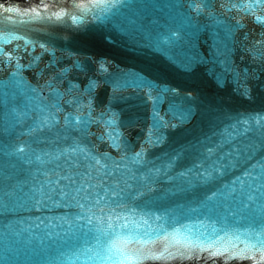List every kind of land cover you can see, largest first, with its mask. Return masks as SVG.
I'll return each mask as SVG.
<instances>
[{"label":"water","instance_id":"95a60500","mask_svg":"<svg viewBox=\"0 0 264 264\" xmlns=\"http://www.w3.org/2000/svg\"><path fill=\"white\" fill-rule=\"evenodd\" d=\"M81 3L0 0V264H264V2Z\"/></svg>","mask_w":264,"mask_h":264},{"label":"snow or ice","instance_id":"6c2138e0","mask_svg":"<svg viewBox=\"0 0 264 264\" xmlns=\"http://www.w3.org/2000/svg\"><path fill=\"white\" fill-rule=\"evenodd\" d=\"M239 2L242 3V0H239ZM257 2H264V0H257ZM59 3V0H56V3H52V0H40V6H42L43 8V13H41V11H39L38 9H32L31 10V14H30V18L33 20H43L45 22H49V21H58V22H67L68 20H70L72 23H79L80 22V17L85 15L88 11V9L84 6V4H78L75 6V8H73L70 11H63L61 9L57 8V4ZM51 5V6H50ZM4 5L0 4V8H3ZM9 11H14L13 9H9ZM245 12L249 11V9L245 8L244 9ZM49 12L51 13L49 15ZM5 53L3 50H0V59H2L4 57ZM36 57H33V60H35ZM139 155V154H137ZM98 163V161L96 162ZM85 189L81 186L80 187V193H84ZM65 195H67V193H64ZM187 253L181 252L180 255L184 256ZM223 251L222 250H210L208 252L209 256H216V255H222ZM149 256H151L152 259H156V260H166L169 256H174L176 255V253L173 252H168L167 250H165L164 252H161L159 256H156L153 253H148ZM229 256L231 255H243V253L240 252H235V253H229Z\"/></svg>","mask_w":264,"mask_h":264}]
</instances>
